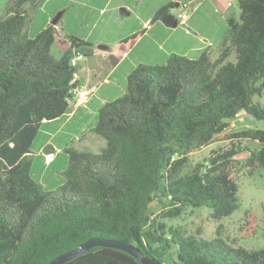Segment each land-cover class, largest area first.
Listing matches in <instances>:
<instances>
[{"label":"trees","instance_id":"trees-1","mask_svg":"<svg viewBox=\"0 0 264 264\" xmlns=\"http://www.w3.org/2000/svg\"><path fill=\"white\" fill-rule=\"evenodd\" d=\"M43 1L12 0L0 17V264H49L95 237L121 240L160 264H264V246L234 247L163 221L187 210L207 208L217 219L238 209L227 171L238 148L193 172L185 157L224 135L239 113L264 123V0H236L239 18L227 20L214 58L206 48L196 59L170 54L164 64H138L124 93L97 112L91 131L104 146L96 154L65 148L64 181L55 190L31 175L30 148L43 121L68 111L79 70L70 61L90 44L70 37L55 55L51 24L28 38L31 12ZM175 5L169 0L151 22ZM232 137L257 142L247 162L264 167V127ZM153 203L162 207L155 216ZM65 264L142 263L93 247Z\"/></svg>","mask_w":264,"mask_h":264},{"label":"rangeland","instance_id":"rangeland-1","mask_svg":"<svg viewBox=\"0 0 264 264\" xmlns=\"http://www.w3.org/2000/svg\"><path fill=\"white\" fill-rule=\"evenodd\" d=\"M11 1L0 0V17L4 16L6 5ZM168 2L169 0H45L31 12L25 33L27 37L34 38L55 16L61 14L55 25L58 39L53 53L55 55L60 53L62 41L70 37L88 41L93 44L94 48H109L111 56L114 57L111 58L113 63L117 59H120V63L114 67L113 74L110 73L106 76L110 70L107 68L110 66V61L109 58L101 60L100 64L104 65L106 69L93 80V85L96 88L101 86L104 89L112 88L116 94L122 95L125 90L126 74L135 68L133 64L136 65L140 62L145 65L164 64L169 52H173L172 50H175L173 54H178L183 50H189L194 45L196 48L209 47L213 51L212 58L216 56L215 49L227 29V21L222 25L220 31L219 27L212 23L213 16L210 18L208 14L207 17L197 20L195 28L181 25L167 26L166 18L151 22L156 11ZM227 2L231 5L227 10L231 15L230 18L238 20L239 9L236 0ZM120 9H125L129 14L121 16ZM183 9L180 5L174 7L170 12L177 17L178 14L184 12ZM184 14L188 15V12H184ZM134 36L136 37L132 39ZM188 40H191L190 44ZM178 43L182 46L178 47ZM209 43L210 45H208ZM171 46L176 49H172ZM199 54L197 51L190 53L194 59ZM82 75L84 78L86 73L83 72ZM121 91L122 93H120ZM228 123L229 126L224 135L218 136L215 142L210 145L188 153L185 158L187 170L193 172L198 170L209 157H215L224 151L238 148L240 152L227 162V171L239 190L238 209L230 216L217 219L207 208L187 210L178 218L164 219L163 221L167 225L180 227L190 233L199 231L205 238L219 235L234 247L257 249L264 246V215L262 211L264 206V167L250 166L247 162L249 153L258 149V143L250 138H233L232 134L263 128L264 123L252 120L244 113H239ZM57 126L56 122L46 125L43 129L39 128L38 136L30 148L34 170L36 169L38 173L42 172L41 176L34 175V173L33 176L41 182L44 188L46 186L51 190H55L64 181L62 171L68 164V156L64 152V148L69 146L79 150L77 143L79 129H76L74 125H69L63 132L57 134ZM95 137L103 141L99 136L95 135ZM48 140L50 142L43 148L44 152L48 148L53 149L51 148L52 144L59 148L54 153L55 159L51 164H45L44 155L40 156V152L37 153L39 146ZM87 152L96 154L98 151L92 145ZM47 188L45 189L48 190ZM161 209L162 207L158 203H153L151 206L154 216L160 214Z\"/></svg>","mask_w":264,"mask_h":264},{"label":"crops","instance_id":"crops-1","mask_svg":"<svg viewBox=\"0 0 264 264\" xmlns=\"http://www.w3.org/2000/svg\"><path fill=\"white\" fill-rule=\"evenodd\" d=\"M228 0H176L175 8L181 5V8H184L183 5H186V7L183 9L184 12H188V15H186L185 20H181L180 16L184 14V12L177 15V17L172 15V12H169V16L166 18V25L170 27H177L178 25L181 26H190L194 27L196 25V22L198 19H203L204 17L208 16L211 18L213 16V25L218 26L217 28L220 31V28L222 25L226 23L228 18L230 19L231 15L228 14V9L231 7L230 3L227 2ZM239 18V16H238ZM50 24V23H49ZM217 24V25H216ZM46 27V26H45ZM204 37V36H203ZM29 38V37H28ZM205 38V37H204ZM195 40V39H191ZM191 40H188V43H191ZM85 41V40H84ZM88 42V41H86ZM89 43V42H88ZM167 43V41H166ZM90 47L94 50L95 55V61L97 65L99 66V71H90L86 68V65L84 66V63H81L79 66V77H80V83L81 84H91L93 85V80L96 79L98 74L102 73L106 67L104 65L100 64L101 60L109 58L110 66H107L109 70L108 76L110 73H114V67L117 66L120 63V59L115 60V63H113V60L111 59V50L109 48L101 49V48H94L93 44L89 43ZM210 45V43L208 44ZM182 45L178 43V47H181ZM62 50L64 49V46L61 45ZM172 49H176L175 47L171 46ZM209 47H198L196 48V45H194L192 48H189V50H183L181 53H178V55L186 56L187 58L194 59L193 56L190 55L192 51L201 53L204 49ZM183 49V48H181ZM173 52H169L168 56L172 53H174L175 50H172ZM200 55V54H199ZM111 59V60H110ZM112 61V62H111ZM138 64H143L142 62L137 63L136 65L133 64V67H136ZM151 65V64H146ZM85 72L86 76L83 78L82 73ZM129 74V73H128ZM126 74V77L127 75ZM102 90H104L102 92ZM112 88H106L104 89L103 86L97 88L96 94L93 95L89 101L83 105L78 107L69 106L68 111L60 116L59 118L52 120V121H43L40 125V128H45L46 125L58 123L57 126V134H60L63 132L69 125L76 126V129H79V132H77V143H78V151H87L90 149V147L93 145L94 149L99 152L100 149L104 146V140L101 141V139H96L94 133L91 131L93 126L96 123L97 120V112L98 110L107 102H110L116 98L119 97L121 94H116V92L113 91ZM122 93V91L120 92ZM124 93V92H123ZM122 93V94H123ZM99 94V95H98ZM113 95V96H112ZM113 97V98H110ZM40 130V129H39ZM38 136V134H37ZM36 136V137H37ZM50 142V140L46 141V143L39 146L37 153L40 152V156L44 155V163L45 164H51L53 163V159H55V152L59 150L58 146L55 144H52L51 148L53 149H46L45 152L43 150L44 147ZM97 146V147H96ZM66 148H72V147H66ZM65 149V148H64ZM75 149V148H73ZM77 150V149H75ZM31 156V155H30ZM53 160V161H52ZM41 176V173H38L37 170H34L33 164L31 166V175L33 176ZM34 177V176H33ZM35 179V177H34ZM37 180L40 184L41 182L38 179ZM63 182H61L62 184ZM60 184V185H61ZM42 185V184H41ZM59 185V186H60ZM58 186V187H59ZM45 188H47L45 186ZM48 189V188H47ZM51 190V189H48Z\"/></svg>","mask_w":264,"mask_h":264},{"label":"water","instance_id":"water-1","mask_svg":"<svg viewBox=\"0 0 264 264\" xmlns=\"http://www.w3.org/2000/svg\"><path fill=\"white\" fill-rule=\"evenodd\" d=\"M129 13L125 11V9H120V15L121 16H127ZM60 15L55 16L50 24L56 25L57 22L60 19ZM101 49H105L106 47H100ZM84 55L86 60V66L89 70L92 71H99L100 68L97 65L95 61V55L94 50L90 46L83 47L81 49H78L74 51L73 55ZM111 58H114L113 56ZM93 247H105V248H112L117 249L120 251H123L127 253L128 255L138 259L142 264H160L159 262L155 261L154 259H151L149 257L144 256L138 249L133 247L130 244H127L121 240H115V239H104V238H91L88 239L83 244L79 245L78 247L69 250L65 253L60 254L59 256L55 257L49 264H65L68 261L84 254L89 249Z\"/></svg>","mask_w":264,"mask_h":264},{"label":"built area","instance_id":"built-area-1","mask_svg":"<svg viewBox=\"0 0 264 264\" xmlns=\"http://www.w3.org/2000/svg\"><path fill=\"white\" fill-rule=\"evenodd\" d=\"M185 8L186 5H183ZM180 19L183 21L186 19V15L183 14L180 16ZM86 60L84 55H76L73 56L70 65L74 68H79L81 63H84ZM71 84L75 85V87L72 90L71 97L66 98V102L69 106L78 107L86 104L89 99L94 95L96 92V87L91 84H81L80 83V77H79V70L75 71L72 75Z\"/></svg>","mask_w":264,"mask_h":264}]
</instances>
